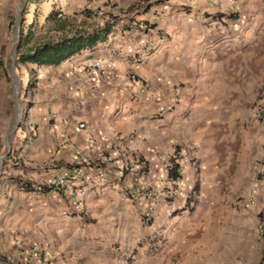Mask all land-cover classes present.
Returning <instances> with one entry per match:
<instances>
[{
  "label": "crops",
  "instance_id": "1",
  "mask_svg": "<svg viewBox=\"0 0 264 264\" xmlns=\"http://www.w3.org/2000/svg\"><path fill=\"white\" fill-rule=\"evenodd\" d=\"M60 1L62 9H76L69 35L105 24L109 30L105 39L58 64H35V82L26 81L31 87L16 133L19 144L8 163L23 161L21 181L28 182L32 170L46 182L70 168L86 170L87 181L70 172L63 190L11 186V200L0 211L13 209V230L7 237L0 232V253L22 255L26 264H167L179 249L176 238L189 231L190 210L200 206L196 188L218 175V169L210 175L202 170L203 180L199 168L218 165L206 154L225 132L223 110L240 93L234 75L239 71H231L230 63L238 55L242 0H92L77 6ZM84 9L93 15L84 16ZM53 25L54 38L67 34ZM88 58L105 62L99 78L85 73L82 62ZM117 149L127 159L125 169L111 153ZM174 150L183 155L176 162L186 182L180 190L172 182L176 172L157 159ZM103 153L109 162L101 160ZM147 184L151 189L143 188ZM37 214L38 227L55 229L59 241L37 236ZM85 216L94 220L82 222ZM69 241L81 249L70 250ZM110 242L136 260L103 261L94 249ZM117 248L107 251L115 254Z\"/></svg>",
  "mask_w": 264,
  "mask_h": 264
},
{
  "label": "rangeland",
  "instance_id": "2",
  "mask_svg": "<svg viewBox=\"0 0 264 264\" xmlns=\"http://www.w3.org/2000/svg\"><path fill=\"white\" fill-rule=\"evenodd\" d=\"M85 1L92 0L70 3L77 6ZM240 5L236 23L240 26L241 39L236 45L238 55L230 63L231 71H239L234 75L241 81L240 93H233L230 98L233 104L223 110L221 124L225 132L216 137L218 143L209 147L206 154L208 160L214 159L218 165L199 168L201 178L202 170L210 175L218 169V175L214 180L203 177L207 184L204 183L202 189L196 188L195 196L199 198L195 202L202 207L194 209L193 205L186 221L189 231L183 239L176 238L179 249L167 264H264V0H242ZM62 6L60 0H0V196L6 199L0 201V207L11 200V186H18L15 180L23 177L18 170L27 169L22 160L11 159L16 163L14 166L8 163L11 148L19 144L16 133L28 110L26 98H29L31 86H27L26 81L35 82L38 69L35 64L18 62L19 35L22 31L32 32L26 48L56 37L58 34L53 29L56 23L46 16L52 10H60L63 15L57 17H67L66 25L69 26L76 10L62 9ZM103 15L102 12L100 17ZM66 32H69L68 27ZM32 172L33 175L27 177L32 186L47 184L45 176ZM74 214L68 215L73 217ZM13 216V209L0 211V232L5 231L6 237L8 232L12 233ZM39 219L33 228H39ZM81 219L87 223L94 220L88 216ZM35 232L41 238L60 240L55 229L43 232L39 228ZM73 246L80 250L82 244L69 241L66 245L70 250ZM118 246L110 242L94 250L103 261L113 257L127 262L136 260L128 255L126 248ZM108 248L117 250L109 254ZM4 256L10 260L0 261V264H26L22 255ZM86 264L92 263L87 261Z\"/></svg>",
  "mask_w": 264,
  "mask_h": 264
},
{
  "label": "trees",
  "instance_id": "3",
  "mask_svg": "<svg viewBox=\"0 0 264 264\" xmlns=\"http://www.w3.org/2000/svg\"><path fill=\"white\" fill-rule=\"evenodd\" d=\"M81 13L86 17H91L93 13L84 9ZM63 14L60 11L52 10L46 18L53 19L56 23V28L59 30H66L69 28V31L72 27V22L69 23V26L66 25L68 18H58ZM58 16V17H57ZM219 16H223L219 14ZM109 27L104 25L102 27L95 28L89 32H80L75 31L72 34H65L57 38L47 39L40 42H35L30 47L26 48L27 43L32 35V32L22 31L19 35V43L17 46L18 51V62L19 63H34L38 66L40 65H55L61 61L67 59L73 54L79 52L83 48H90L95 45L97 42L102 41L106 38ZM174 172V171H173ZM176 172V171H175ZM19 187L26 189L27 191H38L40 193H46L51 189H56L53 185L51 186H32L29 182L21 181V179L15 180ZM197 187V186H196ZM58 190V189H57ZM10 260L9 257L0 254V261L6 262Z\"/></svg>",
  "mask_w": 264,
  "mask_h": 264
},
{
  "label": "built area",
  "instance_id": "4",
  "mask_svg": "<svg viewBox=\"0 0 264 264\" xmlns=\"http://www.w3.org/2000/svg\"><path fill=\"white\" fill-rule=\"evenodd\" d=\"M83 66H84V71L87 75H89L92 78H99L103 72L105 71V62L101 59H97V58H88V59H84L82 62ZM79 128H84L85 124L84 122H79L78 124ZM112 155L117 156V159H120V165H122V167L125 169L128 165L125 164V161L127 159H122L121 157V151L117 150H113L111 151ZM101 160L102 161H106L109 162L110 161V155H107L105 153H103L101 156ZM180 157H183V155L179 154L177 150H174L169 156L168 158L161 160V157H157V159L159 158L162 164V168L167 169L168 171H176V175L175 178L172 180V182L174 183V185L176 186V188H178L177 190L182 189L185 186V178L183 177V168L178 166L179 160L181 159ZM133 158V156H132ZM176 163V164H175ZM141 164H139L138 166H140ZM141 169V167H139V170ZM68 171V172H67ZM74 173L77 177L81 178V180L83 182L87 181V175H86V170L78 168V169H63L62 171H60L59 173H57L56 175H54L53 177L49 178V180L46 181V185L47 186H51L53 185L54 187H56L57 189H66L69 188V184H70V176L69 173ZM101 173H97V175L100 177ZM152 187V186H151ZM143 188L146 189H151L150 188V184L144 185ZM147 192L145 194V196H147ZM194 195V194H193ZM153 198V195H152ZM193 199V197H191ZM193 204V201H192ZM174 209L172 208L171 211H173ZM136 256V254H134Z\"/></svg>",
  "mask_w": 264,
  "mask_h": 264
},
{
  "label": "bare ground",
  "instance_id": "5",
  "mask_svg": "<svg viewBox=\"0 0 264 264\" xmlns=\"http://www.w3.org/2000/svg\"><path fill=\"white\" fill-rule=\"evenodd\" d=\"M2 162V161H1Z\"/></svg>",
  "mask_w": 264,
  "mask_h": 264
}]
</instances>
